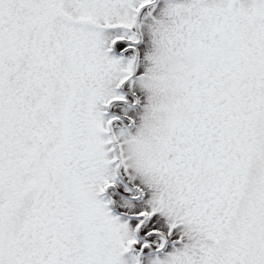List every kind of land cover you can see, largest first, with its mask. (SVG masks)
<instances>
[{
	"label": "snow or ice",
	"instance_id": "6c2138e0",
	"mask_svg": "<svg viewBox=\"0 0 264 264\" xmlns=\"http://www.w3.org/2000/svg\"><path fill=\"white\" fill-rule=\"evenodd\" d=\"M0 264H264V0H0Z\"/></svg>",
	"mask_w": 264,
	"mask_h": 264
}]
</instances>
